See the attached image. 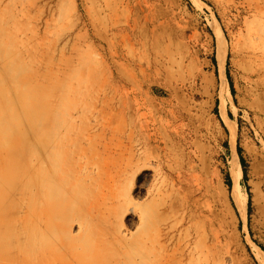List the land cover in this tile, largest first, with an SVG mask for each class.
<instances>
[{
    "label": "rangeland",
    "instance_id": "obj_1",
    "mask_svg": "<svg viewBox=\"0 0 264 264\" xmlns=\"http://www.w3.org/2000/svg\"><path fill=\"white\" fill-rule=\"evenodd\" d=\"M263 43L264 0H0V190L25 178L8 188L3 155L18 118L33 146L27 172L71 204L65 225L83 231L88 196L139 239L122 264H264V72L250 58ZM42 97L48 112L26 120L24 104ZM100 162L104 197L93 205L86 174ZM31 184L16 192L24 205ZM30 208L11 216L21 220L5 241L22 243ZM41 224L26 227L29 256L48 237Z\"/></svg>",
    "mask_w": 264,
    "mask_h": 264
},
{
    "label": "bare ground",
    "instance_id": "obj_2",
    "mask_svg": "<svg viewBox=\"0 0 264 264\" xmlns=\"http://www.w3.org/2000/svg\"><path fill=\"white\" fill-rule=\"evenodd\" d=\"M245 36L246 35H244L243 38H245ZM250 43L252 44V42ZM246 48H248V46H246ZM217 58L220 74L222 77H225L226 49L222 44H220L218 47ZM250 58L256 59L258 62V65H256V69H260L258 72H264V47H252ZM17 66L18 63L15 65L13 64L11 67L13 69L12 71H16ZM252 68H254V66ZM225 83L227 82L225 81ZM21 96L22 99H26L24 93ZM17 101L18 95H15L14 97L11 96L12 106L16 105ZM33 109L39 111V113L42 109L44 114L48 112L43 97L42 99H37L33 103V106L27 102L24 104L23 114L26 120H28L32 115V111H34ZM223 116L228 121L226 112H223ZM13 121L15 123V128L10 136V142L6 149V154L3 155L5 162L8 163V167L6 168L5 172L8 188L12 185L14 182L13 178H16L17 175H23L25 178L22 182H20V184H16L15 186L11 187V189L8 190L5 195H3V191L0 190V257H3L2 264H122L125 261V254L129 251L127 247L134 243H140L139 239L135 236L125 237L120 228L115 226V223L113 224L109 220L106 221L105 218L100 215L101 212H94V210L89 206L91 204L90 198H88V196L85 201V204H87L84 206L82 205L81 207L79 206L81 212H83L81 215V221L84 224L82 227L83 231H78L80 229L79 228L76 230V232H72V224L67 223V225H65V222L67 221L65 214L70 209V202L67 200L66 196L59 198L58 196H54L51 193V185L49 181H46V179H48L46 176L36 175L33 177L34 175L27 172L30 160L33 157V146L31 144L29 135L19 131V126L22 125L19 119L14 118ZM32 123L33 126H35L33 120L31 124ZM229 127L232 133L236 131L235 125H229ZM37 131L35 135L41 139L43 133L42 127ZM233 155L234 160L232 161V174L236 184L232 189V194L235 200L237 202L239 201L238 204L241 206L239 193L241 189L239 178L242 175V167L238 159V154L235 150ZM66 167H68V165ZM104 167V163H97L95 174H98V177H95L94 175L90 176L89 172L86 174L92 183L90 191L91 193H94V195L91 197L93 200V205H95L100 201L101 198L104 197V186L99 184L100 176H105L103 172ZM68 173L69 172L66 170V168L63 167L57 175L61 178H65ZM31 183L35 184L36 189H34L29 195L28 203L24 205V202L21 201L20 195L16 196V192H26L27 190H31L29 189V184ZM25 194L27 195V193ZM118 196L119 194H117V197ZM119 201L120 197L117 199V205L113 207L117 215L120 214ZM26 206L32 208L29 218L27 219L28 221L26 220L27 224L22 225L21 229L18 232H15V239L21 238L22 243L15 241H13L12 244L8 243L5 240L13 235V228H15L16 223L21 220L18 219V217L11 218V216L18 214L19 207L21 208L19 213H21L23 208ZM36 207H40L39 210L36 211ZM104 221L106 222L107 230L102 227ZM33 223L34 225L42 223V226H39V229H41L43 234L48 237L44 238L43 245L36 250L37 254H33L34 256H29V252L33 251L32 246L28 243V240L25 242L23 238L26 234L31 233V228L37 227L34 225L32 226ZM29 225H31V228H26L29 227ZM89 230L90 233H88ZM23 233L24 235L22 236ZM256 248V256L260 262L263 263L264 252L260 248Z\"/></svg>",
    "mask_w": 264,
    "mask_h": 264
},
{
    "label": "trees",
    "instance_id": "obj_3",
    "mask_svg": "<svg viewBox=\"0 0 264 264\" xmlns=\"http://www.w3.org/2000/svg\"><path fill=\"white\" fill-rule=\"evenodd\" d=\"M241 161H242V157H241Z\"/></svg>",
    "mask_w": 264,
    "mask_h": 264
}]
</instances>
